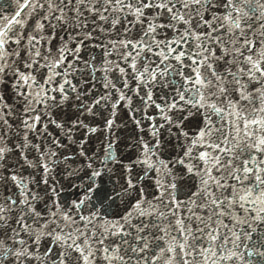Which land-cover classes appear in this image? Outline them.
Instances as JSON below:
<instances>
[{
  "label": "snow or ice",
  "instance_id": "obj_1",
  "mask_svg": "<svg viewBox=\"0 0 264 264\" xmlns=\"http://www.w3.org/2000/svg\"><path fill=\"white\" fill-rule=\"evenodd\" d=\"M0 264H264V0H0Z\"/></svg>",
  "mask_w": 264,
  "mask_h": 264
}]
</instances>
